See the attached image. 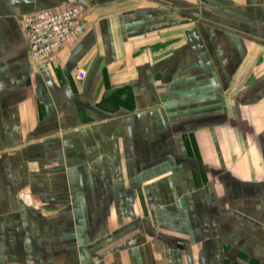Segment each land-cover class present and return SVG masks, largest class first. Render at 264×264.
<instances>
[{
	"label": "crops",
	"instance_id": "obj_1",
	"mask_svg": "<svg viewBox=\"0 0 264 264\" xmlns=\"http://www.w3.org/2000/svg\"><path fill=\"white\" fill-rule=\"evenodd\" d=\"M0 264H264V0H0Z\"/></svg>",
	"mask_w": 264,
	"mask_h": 264
},
{
	"label": "built area",
	"instance_id": "obj_2",
	"mask_svg": "<svg viewBox=\"0 0 264 264\" xmlns=\"http://www.w3.org/2000/svg\"><path fill=\"white\" fill-rule=\"evenodd\" d=\"M86 13L78 5L44 8L23 17L21 27L30 47V58L40 64L52 61L69 42L81 37L88 27ZM86 73L79 72L84 79Z\"/></svg>",
	"mask_w": 264,
	"mask_h": 264
},
{
	"label": "water",
	"instance_id": "obj_3",
	"mask_svg": "<svg viewBox=\"0 0 264 264\" xmlns=\"http://www.w3.org/2000/svg\"><path fill=\"white\" fill-rule=\"evenodd\" d=\"M25 198H29V197L27 196V197H25Z\"/></svg>",
	"mask_w": 264,
	"mask_h": 264
}]
</instances>
